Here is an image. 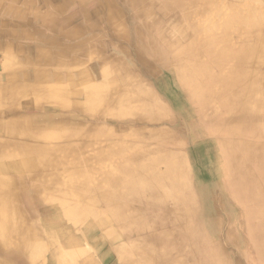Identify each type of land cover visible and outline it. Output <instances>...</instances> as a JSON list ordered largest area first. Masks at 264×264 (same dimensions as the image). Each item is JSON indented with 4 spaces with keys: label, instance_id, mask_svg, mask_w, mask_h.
<instances>
[{
    "label": "bare ground",
    "instance_id": "6f19581e",
    "mask_svg": "<svg viewBox=\"0 0 264 264\" xmlns=\"http://www.w3.org/2000/svg\"><path fill=\"white\" fill-rule=\"evenodd\" d=\"M77 1L90 0H74ZM103 2L102 9L97 1L92 9L86 8L85 17L92 20L96 10L99 18L107 19L109 26L104 29L113 55L134 60L142 77L135 74L136 69L130 63L122 64L120 73L113 76L118 90L110 94L106 84L110 65L105 59L101 72L105 92L93 82L92 72L82 74V79L92 82L87 88L88 105L83 106L108 114L115 101L119 105L130 99L143 101L140 109L134 110L136 120L126 124L135 131L136 138L127 148L137 168L117 163L116 167L124 168L126 174L117 169L101 175L88 167L89 159L80 154L94 145L87 142L89 134L81 125V118L59 114L41 101H61V107L76 108L81 115L85 111L80 103L70 102L66 86L43 84L47 75L39 74L41 83L36 94L45 98L25 99L23 104L39 101L42 115L5 120L9 110L0 111V136L9 137L0 139V252L4 255L0 264L13 261L36 264L39 260L42 264H58L60 255L74 254L70 246L74 248L101 227L106 235L91 239L92 249L98 253L93 264L113 260V264H242L245 261L242 256H246L248 264H264V0H128L131 17H125L126 13L115 1ZM9 12L15 17L20 13ZM128 18L133 24L131 32L124 34ZM116 34L118 40L126 39L128 44H117ZM122 73L128 78L122 77ZM165 74L176 78L172 84L183 93L180 103L169 98L174 91L165 90ZM71 80L72 85H79L75 79ZM10 84L22 96L27 90L32 92L28 85L19 88L14 82ZM155 88L163 97L155 94ZM1 89L4 90L2 85L0 99H3ZM57 92L61 93L60 98L56 97ZM105 100H109L108 104ZM170 106L177 113L175 122L169 113ZM127 113L120 109L119 116ZM181 122L182 128L190 131L191 141L196 139V123H200L198 127L203 133L211 136L200 147V163L211 161L213 174L221 176L216 179L219 191L211 188L207 194L211 203L208 211L216 218L205 226L200 220L204 211L200 204L202 193L192 178L191 160L188 162L184 157ZM45 125L80 132L75 135L43 132ZM125 130H118V134ZM21 132L24 137L20 139ZM69 137H74L75 142H70ZM16 138L20 140H13ZM46 139L51 141L45 143ZM97 147L102 153L104 147L101 144ZM17 177L26 185L36 181L35 191L22 193ZM145 179L150 185L148 189L143 187L148 191L137 188ZM92 194L97 196L98 204L105 202V212L99 210L97 214V208L92 209L96 207ZM222 194L240 212L236 216L231 214L229 227L224 226L225 217L218 206ZM38 202L52 204L44 207ZM40 216L44 221L38 219ZM59 226L68 229L79 226V229L55 247L66 235L64 228L57 229ZM234 227L240 233L237 245L233 241ZM40 234L48 235L53 246L44 244L38 237ZM107 243L109 250L100 254L96 248ZM10 248L16 249L15 252L8 251ZM143 249L153 253H145ZM22 253L28 255L27 259L21 257ZM126 257L128 263L124 262Z\"/></svg>",
    "mask_w": 264,
    "mask_h": 264
},
{
    "label": "rangeland",
    "instance_id": "374dc122",
    "mask_svg": "<svg viewBox=\"0 0 264 264\" xmlns=\"http://www.w3.org/2000/svg\"><path fill=\"white\" fill-rule=\"evenodd\" d=\"M14 1L15 0H0V3L3 2V3H6L8 5L6 7L7 9H5V10L15 12V10H18V9H17V4ZM71 2H74V0H71ZM115 3H116V0H115ZM127 3H128V0H121L122 9L126 13L125 17H131L130 15L132 14V11H131V9L127 8V6H128ZM79 4L83 5L84 2H79ZM97 5H99L101 9L104 8V6H105L103 0H97ZM10 7H12V8H10ZM94 13L96 14L97 11L95 10ZM104 21L106 22V25H107V23H108L107 19L104 20ZM128 21H129V18H128ZM168 22L169 21L167 20L164 23L167 24ZM132 24L133 23H131L129 21L127 29L125 27H123V30L125 28L126 32H122V33L129 34V32H131V27H132L131 25ZM107 26H109V25H107ZM118 38H119V35H118V37H117V34L114 35V41L115 42L119 41ZM104 40H106V38ZM113 57L112 58L111 57L107 58V63L110 65L109 66L110 67L109 68L110 73L108 75H109L110 79L112 78L110 80L109 77H108V82H106V84H108L107 85L108 86V90L107 91L110 94H112V92H114V90H118L116 88L119 85L117 83H115V81L113 80V76H115L118 73V71L120 73L121 69L119 70V68L121 67V65L125 64V63H130L131 68H135V66H136L134 64L135 61L132 60V59H128V58H124V57H118V56H115V55ZM2 63H4V60L1 58L0 59V69H2V67H1ZM119 64H120V66H119ZM104 67H102L101 72H102ZM9 69H10V67H9ZM135 69H136L135 70V74L142 77L141 71L139 69H137V67ZM101 72L98 73V74L96 72H93V74H94L93 82H95L97 85L101 86V92H105L104 89L102 90L104 82H103V78H102V73ZM121 75L124 78H128L124 73H122ZM1 76H2V74L0 72V77ZM75 76H76L75 80L78 81L77 83H79L78 86H76L75 84L74 85L71 84V81H72L71 79H73L72 77L68 78L66 80V82H64L63 86H67L66 88L69 91V95L72 94V96H73L72 101L80 103V108L83 109V111H85V114H83V115H81L80 111L77 110L76 108L74 109V108L71 107V109H65V108L61 107L60 106L61 101H53L52 99L51 100H48V99L42 100L45 97L43 96V97L40 98L38 96L39 94L38 95L36 94V91L38 90V86L41 83L40 75H35L34 76V81H33L32 84L23 85V86H27L28 85L32 89V92L31 91L29 92L27 90V92L23 96L21 94H19V92L17 90L12 88V87H14L13 85L11 87L10 82L8 84H6V85L0 84V85H2V87L4 89V90L1 89L2 90L1 94L3 96V99H0V111L4 110V109L5 110L6 109L9 110L8 115L5 116L6 117L5 120H11V119H16L17 120V119H24V118H27V119L35 118L36 115H38V116L42 115V114H39V111H40L39 101L42 100L41 103H43L46 108H50L52 110H55L59 114L60 113L75 114L76 115L75 117L77 119L81 118L79 121H80L81 125L84 128H87L88 134H89V137H87L88 140L87 139L86 140L91 145H94V147L89 146L88 148L85 149L86 151H83L84 153L80 154L83 157L85 155L86 158L89 159V163H91V164L88 167L94 168L95 169L94 171L100 172L101 175H102L101 172H103V173L104 172H111L112 173V172L116 171L118 169V167H121V166H118V165H117L118 167H116L117 163H129V167H131L133 169L137 168L136 164L130 160V152L128 150L129 148H127V146H128L127 144H129V146H130L132 141L135 140V138H136L135 131L133 130V128L127 127L126 124L136 120V117H135L136 113L134 114V110H136V109L139 110L141 104L143 103V101L130 99L128 101H125L124 103L122 102L121 105H119L118 102L115 101L114 107L111 110H107L108 114H106L105 112H101V111H99L98 109H96L94 107H84L83 105H88V101L86 99V94L88 95V94H90V92L87 90V88H88V86H90V84L92 82H90V80L88 81V80L82 79L83 78L82 74H77ZM146 78H147L146 81L148 83H150L151 80L148 77H146ZM173 78H175V77H173ZM173 78H172V76L170 77V76L165 74V78L163 79V81H164L163 84H164L165 90H167V88L168 89L172 88V90L174 91L173 95H169V98L170 99L171 98H175L174 99L175 103L176 102L180 103V101L182 100V97H183V93L181 92L180 89H178L177 86H174L172 84V83H174ZM166 79L170 83H167ZM48 80H49V78L47 77L46 78V82ZM50 80H54V78H50ZM16 85L19 88L23 87V86H20L17 83H16ZM6 86H7V91L5 90ZM124 88H127V86H125ZM154 91H155V94H157L158 96L160 94V96L163 97V94L159 93V89L155 88ZM169 93L172 94L171 92H169ZM49 96L52 97L50 92H49ZM58 96L60 98L61 93L57 92L56 93V97L58 98ZM52 98H54V97H52ZM25 99H35V100H39V101L38 102H29V103L23 104L24 101H26ZM60 100H64V99H60ZM66 101H68V99ZM108 101L109 100H105L103 102L108 104ZM109 103H111V102H109ZM120 109H122V110H124V112L126 111L128 113L123 115V116H119ZM169 113L172 116V121L175 122L176 120H178V118L176 117L177 113H175V110L173 108H171V106H170ZM192 118L194 119L193 115H192ZM2 119L4 120V118H2ZM199 124L200 123H196L195 124V128L197 130L193 129V131L196 130V132H197V134H196V139L197 140L195 139L194 141H191L188 138L189 134H190V131L186 130V127L182 128V127H184L182 125V122L179 125V127L182 128L181 129L182 131H181L180 138L185 143L183 145V151H184V155H185L184 156L185 160H187L188 162L191 160L190 161L191 164L189 165V167L193 166V168H194V171L192 169V171L194 172V174L192 173V178L198 183V187H197L198 192L202 193V198L200 200V204L202 202V204L204 206V211H202L203 213L200 215V220L202 221L203 225L205 226V223L207 221H210L211 219L216 218L215 214H210V211H208L209 208H210V204L211 203H210L209 196L207 197V194L210 193L209 189H211V188L212 189L214 188V190L219 191V185L217 184V180L216 179L220 178L221 176L217 175L216 173L213 174V166H212L213 163L211 161H207L206 162V160H204L203 163H200V155H201V149H202L200 147L203 146V145H206V143L211 140L210 139L211 136H209L207 133L206 134L203 133V131L201 130V126L198 127ZM192 128H191V130H192ZM198 128H200V129H198ZM35 129H37V128H35ZM124 129H127V130H125L121 135H119L118 134V130L123 131ZM41 130L42 131L44 130L43 132L50 131V132H54V133H57V134H68V133H70V134H73V135H75V134L80 132L79 129L73 130V129H70L68 127H48V125L47 126L45 125V128H43ZM108 130H111V134L110 133L107 134ZM35 131L38 132L37 130H35ZM18 137L20 139L22 137H24V132H21ZM69 138H71L69 140L70 142H75V138L74 137H69ZM0 139L1 140H9V137L4 135V136H0ZM20 139L16 138V139H13V140L19 141ZM86 140H84V141H86ZM205 140H207V141H205ZM50 141L51 140L46 139L44 142L48 143ZM188 141H189V143H188ZM199 141H200V143H199ZM34 142H37L38 144L40 143L38 141H34ZM97 144H101L104 147V148H102L103 149L102 153H100V150L98 149ZM198 144H200V145H198ZM207 149H208V146H207V148L205 150L208 151ZM101 155L105 156V159L102 158ZM207 155H209V154H207ZM197 157H198V159H197ZM195 160L196 161L198 160L199 163L195 164L196 163ZM141 162H143V161H141ZM118 170H119L120 173L126 174L124 168H119ZM99 179L101 180L102 178H99ZM15 180L17 182V186L19 187V190L22 193L26 194L28 192H31L30 194H32L35 191V186L37 185L36 181L33 182V183H28L26 185L24 183V180H22V178H20V177H17V179H15ZM87 182L88 181H86L85 183H87ZM90 183H92V182H90ZM149 185H150L149 181L145 179V180H142L140 182V185L137 186V188L138 189L147 190L149 188ZM143 186L146 187V188L148 187V188L145 189ZM200 187L202 188V190L200 189ZM204 190L206 191V193H205ZM91 197L94 199V202L96 204V207L94 206V207H92V209L97 208V209H95V212L97 214L100 213L99 210H101V212H105L106 211L105 202H101L100 204H98L99 202L97 200V196H95V194H92ZM203 200H205V201H203ZM27 201H28V199H27ZM103 201H105V200L103 199ZM145 201H146V199L143 198V203ZM204 202L207 203V204H204ZM29 203L30 202H28V204ZM227 203H228V205H227ZM20 204H21L22 207L24 206V202H21ZM38 204H40L41 206H44V207L46 206L47 207L48 204L51 205L52 203H47V202H45V203L44 202H40L39 203L38 202ZM38 204H35L33 206L35 207ZM73 205H75V201L73 202ZM232 205H233V207H232ZM218 206H220V209H221L222 213L224 214V215H221V216L225 217V222L223 223L224 226H227V227L231 226L230 216H231L232 213H234L235 216L236 215H240L239 210L235 208L232 200L231 199H227V198L225 199L223 197V194H222V199L219 200ZM238 208L240 210H242L241 207H238ZM46 209H47L48 212L56 214L55 211H51V209H48V208H46ZM97 210H98V212H97ZM24 211H25V209H24ZM90 212H92V210H90ZM33 218H37V217H33ZM38 219L44 221L43 217H41V216L38 217ZM112 219H113V217L110 216L109 220L111 221ZM205 219H207V220H205ZM115 223L123 224V222L121 223L119 221H115ZM79 226L76 227V228H69V229L67 227H63V226L57 227V229H60V230L64 228L63 231H64V233L66 235H65V237L63 238V240L61 242L56 243L55 247L61 246L62 243H64L63 241H65L68 237L73 236L78 231ZM233 229H234V232H233L234 240L233 241L235 242L234 244L237 245L238 242H240V233L238 232L236 227H234ZM97 235H104L105 236L106 235V231L101 227V230L97 229L96 231L92 232V234L90 235V238H88L86 240H82V242L80 244L77 243L74 248L72 246H70V248L73 250L74 254L73 255H68V256H65V257H63L62 255H60V256L58 255L59 256L58 257L59 258V260H58L59 263L58 264H81V263L82 264H93V263H95V259L94 258L96 256V254L98 255V253H97V251L95 253V251L93 250L94 249L93 248V242H91V239L96 237ZM38 237L47 246H49V247L53 246L52 244H54V243L52 242V239L48 235H45V234L41 235L40 234V235H38ZM82 238H86V237H82ZM109 246H110V243H107L106 245H102V247L99 246L100 248L97 247L96 249H98L100 254H103L105 251L109 250ZM229 246H233V245L230 244ZM127 247H128L127 250L131 251L130 250V246L127 245ZM233 249H234V251L236 250V248L234 246H233ZM15 250L16 249H14V248L8 249V251H10V252H12V251L15 252ZM143 250H144L145 253H149V254L153 253V252L148 251L146 249H143ZM76 254H78L77 258H76V256H77ZM89 254L92 255V257H88ZM156 254H157V256H160L161 253L159 251H157ZM20 255L24 259H27V257H28V255L24 254V253H22ZM3 256H4L3 253L0 252V260L2 259ZM242 258L245 259V261H244L245 263L242 262V264H248L246 262L247 261L246 256L245 257L242 256ZM124 262L128 263L129 262V258L126 257ZM113 263H114V260L111 261L110 263H102V264H113ZM11 264H33V263H30V262H27V261L26 262H20V263L18 262L17 263L16 261H13ZM36 264H42V263L39 260Z\"/></svg>",
    "mask_w": 264,
    "mask_h": 264
},
{
    "label": "crops",
    "instance_id": "0c3cea01",
    "mask_svg": "<svg viewBox=\"0 0 264 264\" xmlns=\"http://www.w3.org/2000/svg\"><path fill=\"white\" fill-rule=\"evenodd\" d=\"M96 1L81 5L71 0H15L20 12L16 17L5 10L4 1L0 3V59L4 60L0 84L11 81L23 86L32 84L35 75L46 74L49 80L43 84L58 88L77 74L100 73L105 59L114 55L113 46L104 40V19L95 13L92 20L85 17L86 8L92 9ZM116 3L122 8L121 0ZM72 98L71 94V103Z\"/></svg>",
    "mask_w": 264,
    "mask_h": 264
}]
</instances>
